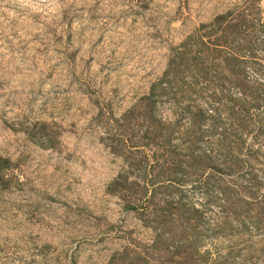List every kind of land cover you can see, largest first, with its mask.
Returning a JSON list of instances; mask_svg holds the SVG:
<instances>
[{"label":"rangeland","instance_id":"374dc122","mask_svg":"<svg viewBox=\"0 0 264 264\" xmlns=\"http://www.w3.org/2000/svg\"><path fill=\"white\" fill-rule=\"evenodd\" d=\"M256 6L264 17V0H0V264H175L109 190L127 167L114 134L173 48ZM205 212L216 264H264V227Z\"/></svg>","mask_w":264,"mask_h":264},{"label":"trees","instance_id":"16d2710c","mask_svg":"<svg viewBox=\"0 0 264 264\" xmlns=\"http://www.w3.org/2000/svg\"><path fill=\"white\" fill-rule=\"evenodd\" d=\"M120 120L114 137L127 167L109 190L153 230L159 255L167 252L175 264L218 263L203 251L213 237L205 222L211 203H222L240 227L263 228L261 8L232 9L202 24L172 49L163 75ZM10 165L0 157V181ZM188 186L205 207L192 204Z\"/></svg>","mask_w":264,"mask_h":264}]
</instances>
